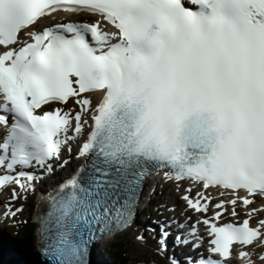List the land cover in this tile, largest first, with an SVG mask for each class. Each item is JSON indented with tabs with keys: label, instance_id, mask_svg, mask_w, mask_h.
<instances>
[{
	"label": "snow or ice",
	"instance_id": "obj_1",
	"mask_svg": "<svg viewBox=\"0 0 264 264\" xmlns=\"http://www.w3.org/2000/svg\"><path fill=\"white\" fill-rule=\"evenodd\" d=\"M57 13L95 19L41 27ZM0 47V191L15 185L10 199H26L69 163L74 142L86 158L40 217L44 264H90L100 237L132 225L145 183L161 171L178 189L187 180L232 196L197 222L207 249L192 225L174 242L187 251L169 264H254L236 249L264 236V219L250 226L258 210L242 223L213 221L227 205L237 217L238 201L264 199V0H0ZM70 101L78 111H65ZM190 192L187 207L208 213L212 198ZM21 211L9 202L3 215ZM173 223L185 227L161 224V253Z\"/></svg>",
	"mask_w": 264,
	"mask_h": 264
},
{
	"label": "rangeland",
	"instance_id": "obj_2",
	"mask_svg": "<svg viewBox=\"0 0 264 264\" xmlns=\"http://www.w3.org/2000/svg\"><path fill=\"white\" fill-rule=\"evenodd\" d=\"M165 188L162 187L160 191L157 192L158 194L155 196V198L154 196H152L153 193L151 194L149 193V191L147 192V194H150V196L147 198H142L140 205H139L138 224L136 223L135 226L133 225V227L125 231L123 234L120 233V235H118L114 240L107 241L101 244L97 248V253L98 255H100L99 257H100L101 262L113 263L110 257H108V251L111 249L115 250V247H116L117 249L120 248L119 250L121 251L127 252V257L131 261L130 264H164L165 260L162 258L163 257L162 253L157 251L160 245L158 243L154 244L156 240L154 241L152 238H150L144 232L143 230L144 226L140 227V225L141 224L147 225L146 219L145 218L143 219L144 216L149 217L151 215L154 218L155 214L161 213L160 211H162L165 206L166 207L174 206L173 203L171 202L168 203V205H164L168 201L175 200L177 203H180L181 206L184 205V203L181 202V199H180L181 193L180 194L175 193L178 188L177 189H172V188H167V187ZM170 193H172L171 196H170ZM29 203H31L29 204L30 206H28V208L31 207L30 213H27V210H25L22 213H19V217L12 219L10 223L7 224V226L0 225V232H1L0 239L5 238L8 246H11L7 248L8 251L5 253L8 254L11 258L18 259L17 264H26V262L31 263V259H33L34 258L33 256H35V255L27 256L26 252L24 254V251L22 250L20 251L18 244H17L18 238L16 237V236L22 235L24 232L23 227H16L17 226L16 224H18L16 222L26 221L27 219L29 221L33 220V222H35V220L37 219V214H36L37 208H35L34 202H29ZM160 203H162L163 205ZM150 209H152V213L149 212ZM138 235H142V236L144 235L143 240H137L136 237ZM147 237H148V240H147ZM148 241H150V243ZM37 243H38V239L36 238L35 246H33L36 252H37V249H36ZM5 246L7 245L5 244ZM5 246H2L0 248V256L2 252L6 250ZM139 250H142V251H139ZM10 253L11 254L13 253L12 256L10 255ZM5 259L6 257H0V264L2 263L9 264L5 261ZM119 263L120 262L118 261V264ZM113 264H116V263H113Z\"/></svg>",
	"mask_w": 264,
	"mask_h": 264
},
{
	"label": "bare ground",
	"instance_id": "obj_3",
	"mask_svg": "<svg viewBox=\"0 0 264 264\" xmlns=\"http://www.w3.org/2000/svg\"><path fill=\"white\" fill-rule=\"evenodd\" d=\"M63 19V18H61ZM81 20V19H80ZM58 21H52V23H46L45 26H50L52 25L53 23H57ZM72 147H73V144H72ZM57 185H58V182H56ZM188 187L189 185H184V183H181L179 182V189H177V182L175 181H167L164 179V174L163 173H157L156 175L153 176L152 180L149 182V184L147 185V188H148V191L149 193L150 192H153V195L156 193V192H159L161 187H167V188H172V189H177V191H182L184 189V187ZM42 190L40 191H34V195H40L42 194V191L43 193H45V188L42 187L41 188ZM212 193H217L216 190H213ZM152 194V193H151ZM158 194V193H157ZM172 193H170V196H171ZM184 194V193H183ZM204 194H207L206 191H204ZM47 196V195H46ZM169 196V195H168ZM256 200V199H255ZM31 202V201H28V203ZM40 205H42L40 203ZM257 208V207H255ZM37 218H39L40 216V208L37 207ZM190 212L186 210V206L184 208H181V211H180V217L185 220L188 216H189ZM137 223V220H135V222L133 223V225H135ZM2 225V223H0ZM147 231L149 233H151L152 235H156L158 232L156 231L155 227L152 226L151 228L147 229ZM125 232V231H124ZM124 232H122L121 234H123ZM5 239V238H3ZM0 247L3 246V243L2 241H0ZM5 245V244H4ZM7 247L6 248H9L11 246H8V244H6ZM38 247V246H37ZM139 251H142V250H139ZM255 252V250H253ZM261 251L262 249L258 252V254H256L255 258H258L259 254H261ZM13 254V253H12ZM12 254L10 253V255L12 256ZM100 255L97 254V256H95L98 260H99V257ZM0 257H6L5 261L9 264H17L18 262V259H15V258H11L8 254H6L5 252H2L1 256ZM8 257V258H7ZM4 264V263H2ZM26 264H28V262H26Z\"/></svg>",
	"mask_w": 264,
	"mask_h": 264
},
{
	"label": "trees",
	"instance_id": "obj_4",
	"mask_svg": "<svg viewBox=\"0 0 264 264\" xmlns=\"http://www.w3.org/2000/svg\"><path fill=\"white\" fill-rule=\"evenodd\" d=\"M24 232L22 235L16 236L18 238L17 244L19 247V250L24 251V254L26 252L27 256H32L36 255L37 252L34 249L33 246H35V240H36V235H35V222L33 220H28L27 222L24 223L23 225ZM1 234V232H0ZM0 241H2L3 244H7L6 240L1 238ZM5 246V245H3ZM2 247V246H1ZM0 247V248H1ZM7 247V246H5ZM120 249V248H119ZM115 247V250H109L108 251V257L113 261V263L118 264V261L120 262L119 264H130V260L127 257V252L126 251H121ZM8 249L4 252H7ZM126 255V256H125ZM113 263H101V264H113Z\"/></svg>",
	"mask_w": 264,
	"mask_h": 264
},
{
	"label": "water",
	"instance_id": "obj_5",
	"mask_svg": "<svg viewBox=\"0 0 264 264\" xmlns=\"http://www.w3.org/2000/svg\"><path fill=\"white\" fill-rule=\"evenodd\" d=\"M33 257L34 258L31 259V264H44V262L40 260L39 256L35 255Z\"/></svg>",
	"mask_w": 264,
	"mask_h": 264
}]
</instances>
